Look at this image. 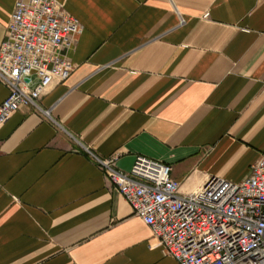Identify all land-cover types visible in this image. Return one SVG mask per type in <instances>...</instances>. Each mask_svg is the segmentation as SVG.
Returning a JSON list of instances; mask_svg holds the SVG:
<instances>
[{"label": "crops", "instance_id": "crops-1", "mask_svg": "<svg viewBox=\"0 0 264 264\" xmlns=\"http://www.w3.org/2000/svg\"><path fill=\"white\" fill-rule=\"evenodd\" d=\"M58 1L83 30L70 77L0 125V264H179L95 156L168 162L183 192L246 177L264 153V0Z\"/></svg>", "mask_w": 264, "mask_h": 264}, {"label": "built area", "instance_id": "built-area-1", "mask_svg": "<svg viewBox=\"0 0 264 264\" xmlns=\"http://www.w3.org/2000/svg\"><path fill=\"white\" fill-rule=\"evenodd\" d=\"M81 21L58 0H16L0 47V125L65 82ZM47 114L48 110L45 111ZM113 188L179 264H264V153L240 181L208 176L183 192L170 163L138 155L128 171L117 155L95 156Z\"/></svg>", "mask_w": 264, "mask_h": 264}]
</instances>
